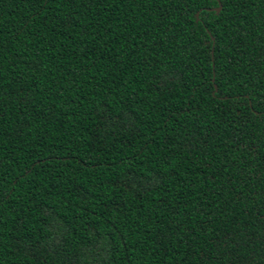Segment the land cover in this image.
I'll return each instance as SVG.
<instances>
[{"label": "trees", "instance_id": "1", "mask_svg": "<svg viewBox=\"0 0 264 264\" xmlns=\"http://www.w3.org/2000/svg\"><path fill=\"white\" fill-rule=\"evenodd\" d=\"M0 264H264V0H0Z\"/></svg>", "mask_w": 264, "mask_h": 264}, {"label": "water", "instance_id": "2", "mask_svg": "<svg viewBox=\"0 0 264 264\" xmlns=\"http://www.w3.org/2000/svg\"><path fill=\"white\" fill-rule=\"evenodd\" d=\"M219 1V0H218ZM221 8V4H220V2H219V9Z\"/></svg>", "mask_w": 264, "mask_h": 264}]
</instances>
